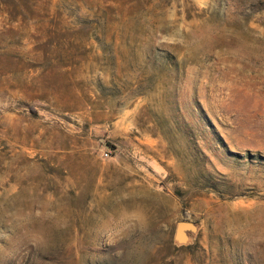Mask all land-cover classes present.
I'll return each mask as SVG.
<instances>
[{
    "label": "rangeland",
    "instance_id": "374dc122",
    "mask_svg": "<svg viewBox=\"0 0 264 264\" xmlns=\"http://www.w3.org/2000/svg\"><path fill=\"white\" fill-rule=\"evenodd\" d=\"M0 264H264V0H0Z\"/></svg>",
    "mask_w": 264,
    "mask_h": 264
},
{
    "label": "water",
    "instance_id": "95a60500",
    "mask_svg": "<svg viewBox=\"0 0 264 264\" xmlns=\"http://www.w3.org/2000/svg\"><path fill=\"white\" fill-rule=\"evenodd\" d=\"M197 226L188 221H181L176 226L174 241L176 244L184 245L190 241L191 235L195 234Z\"/></svg>",
    "mask_w": 264,
    "mask_h": 264
},
{
    "label": "built area",
    "instance_id": "2783aa9c",
    "mask_svg": "<svg viewBox=\"0 0 264 264\" xmlns=\"http://www.w3.org/2000/svg\"><path fill=\"white\" fill-rule=\"evenodd\" d=\"M109 154H106V156H108Z\"/></svg>",
    "mask_w": 264,
    "mask_h": 264
}]
</instances>
